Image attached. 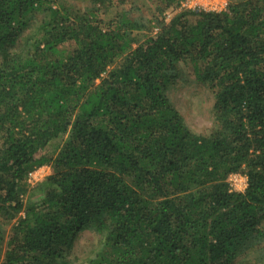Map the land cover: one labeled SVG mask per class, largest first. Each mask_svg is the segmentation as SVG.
Masks as SVG:
<instances>
[{
  "label": "trees",
  "instance_id": "trees-1",
  "mask_svg": "<svg viewBox=\"0 0 264 264\" xmlns=\"http://www.w3.org/2000/svg\"><path fill=\"white\" fill-rule=\"evenodd\" d=\"M88 1L0 0V264H264V0ZM192 77L206 135L170 97Z\"/></svg>",
  "mask_w": 264,
  "mask_h": 264
},
{
  "label": "rangeland",
  "instance_id": "rangeland-1",
  "mask_svg": "<svg viewBox=\"0 0 264 264\" xmlns=\"http://www.w3.org/2000/svg\"><path fill=\"white\" fill-rule=\"evenodd\" d=\"M66 1L80 7L81 9L85 8V6L89 3L88 0ZM145 1L146 6L143 9V13L148 19H152V16L155 15V17H159L161 22L169 23L175 15L181 12L180 8H176L165 10L160 14L159 12H156L157 8L153 4L155 0L150 2L147 0ZM139 3L143 2L141 0H112V8L115 12L123 9L131 10L135 9L134 7L136 6L140 7L141 5ZM157 24L158 23H154L153 25L157 26ZM170 97L176 108L184 116L187 125L193 132L200 135H206L211 131L214 123V95L211 91L201 85H198L194 77H192L189 79L188 83H179L171 92ZM230 183L232 185L236 184V188L233 189L237 192H243L247 187V179L244 177H239L238 182L233 181V177H231ZM97 240V235H95L91 230L80 232L74 241L72 249L68 251V259L75 263L74 259L82 258L86 252H88L89 249L95 245ZM245 259L246 257H241L237 264H243L242 261Z\"/></svg>",
  "mask_w": 264,
  "mask_h": 264
},
{
  "label": "built area",
  "instance_id": "built-area-1",
  "mask_svg": "<svg viewBox=\"0 0 264 264\" xmlns=\"http://www.w3.org/2000/svg\"><path fill=\"white\" fill-rule=\"evenodd\" d=\"M231 0H184L181 3V11H187L192 13H213L222 14L225 13L229 7ZM51 174V168L49 166H42L35 169L28 176V184L31 187L36 186ZM233 181L238 182L240 175H233ZM234 186V187H233ZM236 188V184L232 185ZM235 190V189H233Z\"/></svg>",
  "mask_w": 264,
  "mask_h": 264
}]
</instances>
